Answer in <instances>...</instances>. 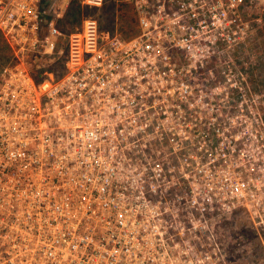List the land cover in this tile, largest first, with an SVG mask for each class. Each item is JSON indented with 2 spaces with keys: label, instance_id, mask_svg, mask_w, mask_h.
Returning a JSON list of instances; mask_svg holds the SVG:
<instances>
[{
  "label": "built area",
  "instance_id": "obj_1",
  "mask_svg": "<svg viewBox=\"0 0 264 264\" xmlns=\"http://www.w3.org/2000/svg\"><path fill=\"white\" fill-rule=\"evenodd\" d=\"M47 1L0 0V264H230L217 229L234 214L264 246L259 95L179 80V57L198 73L264 0H108L132 9L130 36L89 16L66 33Z\"/></svg>",
  "mask_w": 264,
  "mask_h": 264
},
{
  "label": "rangeland",
  "instance_id": "obj_2",
  "mask_svg": "<svg viewBox=\"0 0 264 264\" xmlns=\"http://www.w3.org/2000/svg\"><path fill=\"white\" fill-rule=\"evenodd\" d=\"M46 1L44 0V3ZM49 2L52 0H48L47 4ZM54 2L55 10L62 13L58 26L66 33L79 29L83 16L97 19L103 31L128 36V33L134 29L132 28L134 17L132 9L128 7L126 10H119V3L116 5L107 0L101 9L84 8L76 11L79 0H73L67 8L61 6V0H54ZM261 3L248 2L241 11L242 17L249 20L245 38L233 47L220 49L214 56L215 59L204 62V67L198 70V73L185 71L188 66L179 57V70L184 69L183 74L179 75V80L192 83H217L221 87L230 83L248 84L247 91L228 89L224 92L222 88L215 89V92L220 94L218 98L228 100H251L255 94H258L261 103L257 108L261 112L264 111V9L258 6ZM205 88L209 91L211 89L206 84ZM225 93L228 94L225 95ZM183 109V112H179V117L189 115L191 111L187 108H179V111ZM221 109L230 108L222 107ZM240 216V214H234L229 219H224L217 229L226 258L230 264H264V246L254 232L246 227Z\"/></svg>",
  "mask_w": 264,
  "mask_h": 264
},
{
  "label": "flooded vegetation",
  "instance_id": "obj_3",
  "mask_svg": "<svg viewBox=\"0 0 264 264\" xmlns=\"http://www.w3.org/2000/svg\"><path fill=\"white\" fill-rule=\"evenodd\" d=\"M162 95V93H161ZM165 95H166V90H165ZM151 96V94L149 95ZM156 96V95H154ZM153 101H159L161 103V106H159V109L161 110V113L158 115L159 117V120L161 121H167V120H175L177 118V116H174V115H169L167 114V111H168V107L171 106L172 104V101H170L169 99L167 98H160V99H153V98H149V102L152 103Z\"/></svg>",
  "mask_w": 264,
  "mask_h": 264
},
{
  "label": "trees",
  "instance_id": "obj_4",
  "mask_svg": "<svg viewBox=\"0 0 264 264\" xmlns=\"http://www.w3.org/2000/svg\"><path fill=\"white\" fill-rule=\"evenodd\" d=\"M119 5H120V7H119V10H126L129 6L128 5H126V4H123V3H119ZM76 11H81V9H80V5H79V3L76 5ZM134 27V29H133V31L131 30L129 33H128V36H130V35H134V34H136V32H137V29H136V26H135V21H134V17H133V20H132V28ZM7 50H6V47H4V46H2L1 45V47H0V53L2 54L1 55V57H3V54L6 52ZM6 58V57H5ZM34 76H36L37 77V74L36 75H34Z\"/></svg>",
  "mask_w": 264,
  "mask_h": 264
}]
</instances>
